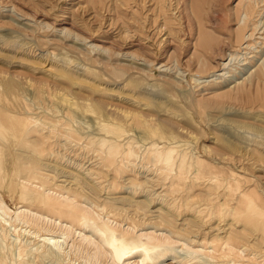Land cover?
Wrapping results in <instances>:
<instances>
[{
	"label": "rangeland",
	"instance_id": "rangeland-1",
	"mask_svg": "<svg viewBox=\"0 0 264 264\" xmlns=\"http://www.w3.org/2000/svg\"><path fill=\"white\" fill-rule=\"evenodd\" d=\"M0 168V264H264V0H0Z\"/></svg>",
	"mask_w": 264,
	"mask_h": 264
},
{
	"label": "bare ground",
	"instance_id": "bare-ground-1",
	"mask_svg": "<svg viewBox=\"0 0 264 264\" xmlns=\"http://www.w3.org/2000/svg\"><path fill=\"white\" fill-rule=\"evenodd\" d=\"M248 37V36H247ZM246 37V38H247ZM244 39H245V37H244ZM246 41H248V40H246ZM233 55V54H232ZM231 59V58H230ZM225 65V64H224ZM17 130V129H16ZM26 147V146H25ZM22 148V147H21ZM23 150H25V149H23ZM19 159H17V161H18ZM53 167V166H52ZM1 169V168H0ZM24 169V166H23V164L22 163H16L15 165H14V170L16 171V172H21L22 170ZM22 190L24 191L22 194L23 195H25V196H29L30 198H34V200L35 201H37L38 203H40L41 205H45L46 207H48V208H55V209H59L57 206H59L58 204H57V201H51L49 198H46L45 196H39V197H34L33 195V193H31V192H28L27 190H26V187H25V184L24 183H22ZM0 191H1V188H0ZM27 191V192H26ZM2 192V191H1ZM33 194V195H32ZM3 204V198H2V196H1V194H0V207H1V205ZM63 206V205H62ZM250 206V205H249ZM251 207V206H250ZM251 208H253V207H251ZM2 209V208H1ZM19 210V209H18ZM27 210V209H26ZM20 212H24V211H20ZM59 212V211H58ZM5 213V212H4ZM64 213H66V214H68V212H66V211H64ZM15 214H16V212H15ZM19 216V215H18ZM33 216L35 217V218H45L46 219V216H44V215H41V214H37V213H35V214H33ZM68 216V215H67ZM70 217H72V218H75V217H78V216H80V214L78 213V212H76V211H71L70 212V215H69ZM28 217V215L26 214V218ZM24 218H25V216H24ZM23 218V219H24ZM49 217H47V219H48ZM34 220V219H33ZM30 221H32V220H30ZM34 222H35V220H34ZM54 222V221H53ZM4 224V223H3ZM29 224H30V222H29ZM59 225V224H58ZM64 225V224H63ZM28 226H30V225H28ZM40 226V225H39ZM67 227V226H66ZM65 227V228H66ZM41 229V228H40ZM43 229H45V228H43ZM36 232H39V231H36ZM62 232V231H61ZM60 232V235L62 234ZM102 232V231H101ZM109 232V231H108ZM64 234V233H63ZM83 236V235H82ZM40 237H42V238H40L39 240L40 241H42V243L45 245V248H49L50 247V249H51V247H56V246H58V243L59 242H61L60 240H59V238L61 237V236H59V235H56V234H50V235H43V236H40ZM87 237V236H86ZM84 238H85V235H84ZM86 239V238H85ZM88 240H89V238H88ZM92 242V241H91ZM92 244V243H91ZM90 245V244H89ZM47 246V247H46ZM92 246V245H91ZM53 249V248H52ZM117 249V251H118V254L120 255V257L121 256H125V250L123 249V248H120V247H117L116 248ZM141 261V260H140ZM142 261H144V258L142 259ZM127 263V262H126ZM126 263H124V264H126ZM131 263V262H130Z\"/></svg>",
	"mask_w": 264,
	"mask_h": 264
}]
</instances>
